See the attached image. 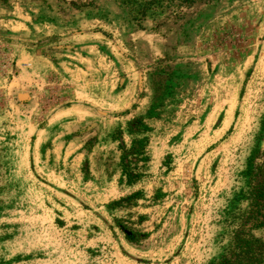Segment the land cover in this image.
<instances>
[{
  "label": "rangeland",
  "instance_id": "1",
  "mask_svg": "<svg viewBox=\"0 0 264 264\" xmlns=\"http://www.w3.org/2000/svg\"><path fill=\"white\" fill-rule=\"evenodd\" d=\"M23 5L68 21L93 13L111 46L99 45L105 64L89 62V89L109 102L130 87L133 103H86L83 122L63 124L59 74L31 114L0 101V264H207L245 206L247 157L264 149V0H0ZM1 39L0 80H11ZM133 139L144 152L128 181L119 143ZM128 229L143 235L127 241Z\"/></svg>",
  "mask_w": 264,
  "mask_h": 264
},
{
  "label": "crops",
  "instance_id": "2",
  "mask_svg": "<svg viewBox=\"0 0 264 264\" xmlns=\"http://www.w3.org/2000/svg\"><path fill=\"white\" fill-rule=\"evenodd\" d=\"M52 7L23 5L3 9L0 6V31L7 33L5 39H0L8 45L17 72L11 80H0L3 98L0 101L15 103L19 111L31 114V104L37 103L39 89L43 90L40 94H44L48 77L59 74L67 77L70 83L66 88L67 96L57 102L58 110L54 115L63 124L83 122L89 113L86 103H133L130 87L117 92L110 89L108 92L113 94L108 93L109 102L105 100L106 89L102 85L97 91L89 89V62L101 60L105 64L106 55L99 45H110L104 35L90 28L93 13L81 7V11H75V19L62 20L58 16L52 19L45 15Z\"/></svg>",
  "mask_w": 264,
  "mask_h": 264
},
{
  "label": "trees",
  "instance_id": "3",
  "mask_svg": "<svg viewBox=\"0 0 264 264\" xmlns=\"http://www.w3.org/2000/svg\"><path fill=\"white\" fill-rule=\"evenodd\" d=\"M146 8L147 6L137 9L132 19L137 23L142 21L146 15ZM133 124L138 130L145 127L140 119L128 122L129 127L134 126ZM143 140L133 139L129 147L119 143L123 174L128 181L136 180L140 174L137 163L144 152ZM243 175L245 176V186L236 193V198L243 199L245 206L242 209L234 207L233 211L229 213L226 224L227 241L221 252L207 264L264 263V238L259 233L264 230V149L255 150L247 157ZM138 194V191L131 192L113 200L110 205L128 201ZM119 226L124 228L121 224ZM142 235L143 233L132 229L124 231L125 239L130 242L137 240Z\"/></svg>",
  "mask_w": 264,
  "mask_h": 264
}]
</instances>
